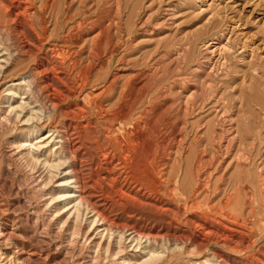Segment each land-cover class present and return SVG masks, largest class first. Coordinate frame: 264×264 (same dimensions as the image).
<instances>
[{"label": "bare ground", "instance_id": "obj_1", "mask_svg": "<svg viewBox=\"0 0 264 264\" xmlns=\"http://www.w3.org/2000/svg\"><path fill=\"white\" fill-rule=\"evenodd\" d=\"M162 2L160 5H162ZM28 3H30L28 0H0V32L2 29L12 31L14 23L19 22V25L15 27L16 29H13V32L14 30L16 31V44L13 43L14 45H11V43L14 42L12 41L11 36H8L7 38L9 42L8 44L2 42L4 39L0 38V85L2 84L1 82H5V85H7L1 93L3 94V99L0 102V128L6 129L12 134L5 140L6 144L2 154L6 165L0 169V264H63V262L65 264H163L170 254L168 252L169 249H166V252L161 251L160 244L162 242L164 243V241H167L168 243L172 241L181 242L184 243L181 249H184L186 246L190 245L188 241H191L192 234H194L193 232L196 229L207 231L208 239L205 242H198V240L192 245L201 249L203 247L208 248L210 244H215L220 248L212 255L209 254L214 258L213 264H240L241 261L239 262L237 259L232 258L229 253L225 254L224 251L237 253V256L242 255L241 257L245 258L247 261H249V259L255 260L256 264H264V172L262 173L263 177L258 185L252 184L251 186L247 181L238 182L232 184L230 188H226L223 192L221 187L215 185L214 195H212L213 192L209 195L207 190H205V188H210L209 182L204 183L200 178H198L193 184L190 183L189 188L186 186V184H188L186 183L187 175H168V178H165V170L162 169L164 164L161 166V162L167 160L165 159V156L168 154L169 145L171 143H177L178 137H184V126H186L184 124L191 110L187 109L189 106L185 109L177 110L178 106L175 107V102H170L171 105L164 108L165 104L163 105L162 102L168 96H175L177 93H181L180 91L182 90L179 89L180 91H177V89L174 91V87L176 86L173 87L171 83L164 85V82L167 83V81L164 80L160 82L159 80L160 85H164V90H162L161 87L159 90L156 89L158 90L157 92L155 91L151 94L149 92L152 87L151 83H145L144 86H140L139 81L144 77V74L136 73L133 76L125 78L123 89L119 93L120 105L116 111L111 112L110 110H104L102 106H99L100 108H98L93 102L90 104L93 105V107L90 108L88 100L91 95H89V98H82L86 104L85 108L80 105V107H77L76 109L72 108L74 109L72 110L70 102L75 98H80L79 93L83 89L86 90L85 88L90 84L89 80L91 77H95L96 80L100 81V77H104L103 79L106 80L111 75L109 77L111 80L109 83L111 84L107 89L110 93L112 89L116 88L118 78L110 73L114 68V59L109 57L110 59L108 60V63H106L107 67L104 66L97 69L101 66L99 64L101 63L103 56L94 47L95 51L93 50L94 52L92 51V53L87 56V59L85 57H79L82 56L83 49L78 53L76 52V55L69 51V54L66 55L67 57H62L59 55L61 51L59 48L60 51H57L59 54L57 52L56 54L62 57L60 59L62 62L59 61V58H55L52 55L48 56V54H46L47 57H43L45 62L41 61L40 73L43 74L42 78H44L43 80L46 84L47 90L48 88L51 90L53 89V91L54 89H59L58 94L61 96L59 97L62 98L60 99L57 97L56 92L55 95L50 91L53 99L50 96L52 100L49 99V101L51 100V103L48 102L51 107H37V105H35L36 103L30 99L29 91H24L23 94H20L23 86L26 88L28 87L29 89L33 88L32 85H36L37 80L35 79L37 78L33 74H30L28 77H11L9 73L14 72V70L8 72L12 67L11 63L14 58L16 59L19 53L17 48H20L22 51H25L24 49L27 48L31 53L43 50V39L39 36L38 31L44 33V26L41 21V27H35L38 23L36 16L38 15L40 18L43 10L49 6L53 7V4L50 5L51 2L48 3V1L43 0L40 10H38L36 15H32L31 10L33 7L30 8ZM110 4L113 8V14L110 15L111 17H109L108 20H106V14L101 13L98 23L96 24V27L99 29L96 39L91 38L84 41L90 44L92 43L93 45L96 41L100 40L102 36L110 38L115 34V31H119V33L123 32L121 0H111ZM165 11L170 12L169 14L175 17L172 14L174 12H172L171 8H167ZM170 18L171 17H165L163 22L168 21ZM7 21L12 22L13 24H5L3 26V22L7 23ZM173 23H175V21H173ZM125 25L127 26L126 23ZM174 25L172 24V26ZM77 29L78 28H76V30ZM141 29H143L142 26L139 29H134L133 34H135L136 31L140 35ZM60 30H62V28H60ZM226 31L228 32L229 29L217 30L213 38L209 40L207 39L208 41L205 42L203 41L204 43L201 46V51L199 50L202 53L203 48V51H206L209 54V63H204L202 66H199V68H196L198 72L203 71L205 74L200 76L195 75L193 79V81L197 79V82L203 87L206 84L209 86L211 81L215 80L214 77L216 78L217 70L222 69L221 72L227 74L226 76H228V73L232 70V59L236 58L238 50L232 47V45H234L233 43L231 45L232 39H230V37L232 38V36L227 37ZM45 34H47V32ZM79 34L81 33L79 32ZM115 39L118 40V37ZM117 43H119V41ZM195 43L199 44V42ZM235 44L238 45L237 43ZM240 44H242L243 48H246L244 49V52L247 50V47H249L253 54V48L247 45L246 40ZM16 46V49L12 48ZM131 46L132 43H130L129 47ZM61 48L64 49V47ZM128 48L126 50H128ZM187 53V49L184 48L180 49L176 54L174 53L176 57L174 56V59L172 58V65L175 64L178 68L180 65L182 66V60H185L184 58L187 56ZM20 54L22 53L20 52ZM130 55L132 56V54ZM163 56L162 57L165 58V54ZM167 58L168 56L166 59ZM188 59L189 58H187V60ZM159 60L161 62V58ZM127 64H130V62ZM119 65L122 66V64ZM131 66L133 67L134 65ZM249 66L247 67L249 68ZM255 66L257 67V65ZM156 71L157 70H155V72ZM180 71L182 72V70ZM186 71L188 72V70ZM192 71L193 70H191V73ZM237 71L238 70H236V72ZM19 73H21V71ZM239 73H241V71ZM178 75H180V73H178ZM255 75L258 74L255 73ZM263 75L264 71L261 73L260 77ZM14 76L16 75L14 74ZM187 76L189 79L190 76ZM232 76L238 77L237 73L236 76ZM236 78L234 79L236 80ZM248 78L250 77L248 76ZM251 78L249 79L250 83ZM144 79L142 81H144ZM154 80L152 84L156 81ZM181 80L183 81V79ZM181 82H179V84H182ZM174 83L176 84V82ZM187 83L188 82H185L183 85L185 86ZM45 84L42 85L44 86ZM2 86L3 85H1V87ZM182 86H180L181 89H183ZM207 86L206 88H208ZM217 86L215 85V89H220V85L218 88ZM203 87L199 88L203 89ZM40 92L41 91L38 93ZM86 92L87 91H85V93ZM19 95H23L22 97H19V99H21L20 102L18 100ZM208 96H210V93ZM149 98L150 101L153 102V107L144 108V105ZM62 100L67 101L65 109L59 111V116L62 118L59 123H63V130L54 131L50 127V123L56 118L58 109H60L61 106L59 103H63ZM141 104H143V107L138 108ZM249 104L251 105V102H249ZM202 108L204 107L202 106ZM226 110L228 111V109ZM135 113H138L137 118H134ZM86 114H89V117L91 116L92 118L86 124H84L85 122H79V119L82 120V118H85ZM178 115H180V117ZM142 119L145 120L142 121ZM179 120L180 122H178ZM181 124L183 126L180 127ZM121 125H124L125 128H117V126ZM220 128L222 129V127ZM163 130L164 132L162 133ZM198 132H201L200 129ZM214 137L216 138V136H213V138ZM214 142L216 143L215 140ZM221 145H217L219 146V153H222V147H224ZM234 146L235 145L233 144V147ZM255 148L256 147H254V149ZM187 152L189 151L187 150ZM193 154H195V152H193ZM199 155L196 163L198 162L200 164V161H202L203 158L201 153ZM253 155L255 156V154ZM246 156L248 157L249 155L247 154ZM217 157L218 156L216 155V158ZM188 158L190 160V157ZM219 158L220 156L218 159ZM238 158L237 160H239ZM191 161L192 160H190V162ZM246 161L250 162L249 159H246ZM215 162H218L217 159ZM221 167L219 165L218 168ZM196 168L200 171L199 165ZM253 169L254 168H252V170ZM191 170L193 171L192 168ZM216 170L214 169V172ZM193 176H195L194 173ZM222 176L223 175H221V177ZM14 178L18 179L19 185L23 179L27 182L28 187L31 189V199L22 194L20 187L15 188ZM190 181H192V179ZM253 189L256 191L257 199H255L257 202L255 200V203L250 206L247 201H242L244 197L249 196V192L251 193V190ZM164 197L176 200L179 203L174 204L172 202H167L169 200L167 199L166 201ZM238 198H242V201L237 202ZM217 199L218 201L216 202ZM131 215L143 218L148 216L153 220V223L158 220L161 222L168 220L172 224L181 221L180 217H182L184 219L183 224L187 228V231H183L177 235L176 232L172 234L169 230H163L162 228L149 226L144 223L139 226L137 224L132 225L130 224ZM149 218L147 221L151 220ZM159 224L160 223L158 222V225ZM48 236H54L58 241H51ZM199 237L201 236L199 235ZM79 250H84V256H75ZM69 253L75 257L70 259L68 256ZM199 264L208 263L206 261V263L200 262ZM250 264L254 263L251 262Z\"/></svg>", "mask_w": 264, "mask_h": 264}, {"label": "rangeland", "instance_id": "obj_2", "mask_svg": "<svg viewBox=\"0 0 264 264\" xmlns=\"http://www.w3.org/2000/svg\"><path fill=\"white\" fill-rule=\"evenodd\" d=\"M44 1H48V3L51 2L50 5L53 4L52 5L53 7L49 6L48 8L43 10L42 16L40 18L38 15L36 16L38 23L35 27L40 26L41 21H42V24L44 26V33H41V31H38L39 36L42 37V39H43V41H42L43 50L40 52L31 53V52H29V49H27V48L24 49L25 51H22V50H20V48H17V46L12 47L13 49L17 48V50H19V53H18L16 59L14 58V60L12 61V63H11L12 67L8 71V72H11V70H14V72L9 73V75L11 77L13 76V78H19V77H23V76L28 77L30 74H33L37 78V79H35V80H37L36 85L35 84L32 85L33 88L29 89L28 87L26 88L23 86V88L20 91V94H23L24 91L25 92L29 91V97L34 103H36L35 105H37V107H40V108L51 107L50 101L53 99L51 92L54 94L56 92L57 97H59L60 95L58 94L59 89H54V91H53V89L51 90L50 88H48V90H47L46 84L44 83V80H43L44 78H42L43 74L40 73V71H41L40 66H41L42 62H45L44 58L47 57L46 54H48V56L52 55L55 58H59V61H60V59L62 57H65L66 55L69 54V51H71V53H74V55H76L75 54L76 52L78 53L79 51H81L83 49L84 50L83 54H82V56H79V57H81V58L85 57L87 59V56H89V54L92 53L93 50L95 51V48H96L103 56L101 63L99 64L101 66H99L97 69H100L101 67H104V66L107 67L106 63H108V60L110 58L114 59V63H113V66H114L113 69L114 70L112 69V71H114V72L111 71L110 73H112V75H115L118 78V82L116 83V88L112 89L111 90L112 92L110 91V93H109V90L107 89L111 84V83H109V82H111V80L109 79V77L111 75L106 80L103 79L104 77H100L101 78L100 81L96 80L95 77H91L89 80L90 84L85 88L86 90L83 89L79 93L80 98L79 99L75 98L72 102H70L71 109L72 108L76 109L77 107H80V105H81V107L85 108L86 104L84 103L83 99L89 98V95H91L90 99L88 100V105L90 106V108L93 107V105H90L93 102L98 106V108H100L102 106V108L104 110H110L111 112L116 111L118 109V106L120 105L119 104V93L123 89L125 78L128 76H133L136 73H143L144 74V77H142L140 79L141 82L139 81L140 86H144L145 83L146 84L149 82L151 83L152 87L150 88V91H149L151 94H152V92H155V91L157 92L161 87H162V90H164L163 89L164 85L171 83L173 85V87L176 86V87H174L175 88L174 91H176L177 89H178L177 91H180V90H182V91H180L181 93H177L175 96L170 95L166 99H164V101L162 102L163 105L165 104L164 108L168 107L169 105H171V103L175 102L176 103L175 107L178 106L177 110H182V109H185L189 106L187 109L191 110V112L188 114V117L186 120L188 125L186 122L184 124V125H186V126H184V131H185L184 137H178L179 143L178 142L175 144L171 143L169 145L168 154L165 156V159H167V160H165V162H164L163 161L164 159H163L162 160L163 162H161V166L164 164L162 166V169L165 170V172H164L166 174L165 178H168V175H173V176H175V175L177 176L179 174L181 176L187 175V182H186V183H188V184H186L187 188H189L190 183L193 184L194 182H196V180L198 178H200L204 183L209 182L210 188L209 189L205 188V190H207L209 195L212 192H213L212 195H214L215 185L221 187L222 192H223L226 188H230L232 186V184H236L238 182H246L247 181V183H249L251 186H252V184H254V185L259 184V182L261 181V179L263 177L262 173L264 172V77H263L264 75L262 77H260L261 73L264 71V57H263L264 56V0H164L165 2L163 0H121V8H122V13H123V20H122L123 32L119 33V31L118 32L115 31L114 32L115 34H113V36L110 38L106 37V36L105 37L102 36L101 39L96 41L93 45H92V43L90 44L84 40H88L91 38L96 39V37L98 36L99 29H98V27H96V24L98 23V20H99L101 13L106 14V16H105V17H107L106 20H108L109 17H111L110 15L113 14V8H112V5L110 4L111 0H67V1L66 0H53V1L52 0H44ZM28 2H30V3H28V5H30L29 7L30 8L33 7L31 10V14L36 15L38 10H40V8H41V4H42L43 0H28ZM161 2H162V5H160ZM49 8H51V9H49ZM161 8L163 9V11ZM167 8H171L172 12H174L172 14L175 17H173L171 14H169L170 12L165 11V9L167 10ZM60 9H61V11H60ZM165 17L166 18L171 17L168 21H166L167 23L163 22L164 21L163 19H165ZM171 19H173V20H171ZM52 21H54V22H52ZM173 21H175V23H173ZM212 22H214V23H212ZM125 23L127 24V26L125 25ZM210 23H212V24H210ZM5 24L11 25L13 23L9 22V21H7V23L3 22V26ZM90 24L92 26L93 25L94 26L92 27ZM159 24H161V25H159ZM172 24L173 25L175 24V25L172 26ZM18 25H19V22L18 23L15 22L13 25V29H16L15 27H17ZM50 25H51V28H50ZM76 26H78V27H76ZM141 26L143 29L140 30V32H141L140 35L136 31H135V34H133L134 29H136V28L139 29ZM167 26H169V27H167ZM215 26H216V28H215ZM63 27H64V29H63ZM227 27H228L229 31L228 32L226 31V33H227L226 35H227V37L232 36V38L230 37V39H232L231 45L233 43L234 45H232V47H234L235 49L238 50L236 58L232 59L233 60L232 62L234 63V64L232 63V70H231V72L228 73V76H226L227 74L221 72L222 69L217 70L216 71V78L214 77L215 80L214 81L212 80L213 82L211 81V84H210L211 86L210 85L207 86V84H206L203 87L200 85L199 82H197L198 81L197 79H195V81H193L195 75L200 76V75L205 74L203 71L198 72L196 70V68H199V66H202L204 63L205 64L209 63V61H208L209 60V54L206 51H203V48H202V53H201L200 52L201 46L205 41H208L209 39L213 38V36L217 30H219V29L228 30ZM60 28H62V30H60ZM76 28H78V29L76 30ZM95 28H97V29H95ZM170 28L173 30H171ZM13 29H12V31H8L7 29H2V31L0 32V38H3L5 40V41L2 40V42L8 44L9 42H8L7 38H8V36H11L12 41H14L11 43V45L13 46L14 44H16V40H15L16 39L15 38L16 37V35H15L16 31L14 30V32H13ZM90 29H91V31H90ZM46 32H47V34H45ZM79 32L81 34H79ZM231 32H232V34H231ZM115 35H116V37H115ZM117 37H118V40L115 39ZM108 38H109V40H108ZM126 39H128V40H126ZM50 40H51L52 45L50 44ZM72 40H73V42H72ZM245 40L247 41V45L250 46L251 48H253V54H252V51H250L251 49L249 47H247V50L244 52V49H246V48H243L242 44H240V43H243V41H245ZM115 41H117V42L119 41V43H117ZM195 42H199V44L198 43L196 44ZM130 43H132L131 47H129ZM200 43H201V45H200ZM235 43H237L238 45H236ZM114 44H115V46H114ZM49 45H51V46H49ZM67 45H69V46H67ZM45 46L48 50L45 48ZM57 46H59V47H57ZM60 46L64 47V49L61 48ZM189 46H190V49H189ZM238 46H241V47H238ZM52 47H54V48H52ZM59 48L61 49V51L59 50ZM127 48H128V50H126ZM182 48L187 49V52H188L186 54L187 56L184 58L186 60V62H185V60H182V66L180 65V67L178 68L175 66V64H173L174 65V67H173L172 58L174 59V56H175L174 53L176 54ZM52 49L53 50L55 49V50L53 51ZM177 49H179V50H177ZM57 51L58 52L60 51V54ZM20 52L22 54H20ZM56 52L62 57H60L58 54H56ZM167 53H168V55H167ZM199 53H201V54H199ZM19 54H20V56H19ZM130 54H132V56ZM164 54H165V58H163ZM240 54L242 55V57ZM252 55L254 57H257V56H259V57L254 58ZM167 56H168V58L169 57H171V58L166 59ZM160 58H161V62L159 60ZM187 58H189V59L187 60ZM253 58L256 60H254ZM236 59H238V60H236ZM249 59H250V61H249ZM168 60H170V61H168ZM194 60H196V61H194ZM103 61H104V63H103ZM246 61H247V63H246ZM60 62H62V61H60ZM129 62H130V64H127ZM158 62H159V64H158ZM163 62H165V63H163ZM190 62H192V63H190ZM237 62H238V64H237ZM166 63H167V65H166ZM240 63H242V64H240ZM119 64H122V66ZM183 64L186 66H184ZM245 64L247 66L252 64L251 66H249V68L252 70H250ZM15 65H17V66H15ZM131 65H134V66L136 65V66L132 67ZM137 65H139V66H137ZM255 65H257V67ZM166 66H167V69H166ZM16 67H18V68H16ZM35 67L37 70L35 69ZM160 68H162V69H160ZM183 68H185V69H183ZM190 69L193 70L192 73H191ZM239 69H241V70H239ZM255 69L257 70V72ZM136 70H138L140 72H138ZM155 70H157V71L155 72ZM180 70H182V72ZM186 70H188V72ZM236 70H238V71L236 72ZM253 70H255V71H253ZM20 71H21V73H19ZM160 71H161V73H160ZM240 71H241V73H239ZM131 72H133V73H131ZM164 72H165V74H164ZM234 72H235V74H234ZM59 73H60V71H59ZM114 73H116V74H114ZM169 73H171V74H169ZM178 73H180V75H178ZM197 73H199V74H197ZM236 73H237L238 77L236 76ZM255 73H257L258 75H255ZM14 74L16 76H14ZM152 75H153V77H152ZM187 75L190 76L189 79H188ZM220 75H221V77H220ZM232 75H235L237 78L232 76ZM248 76L250 78L252 77L251 83L249 80L250 78H248ZM172 77H174V78H172ZM179 77H182V78H179ZM183 77L184 78L186 77L185 79L187 81ZM217 77H218V81H217ZM233 77L236 78V80ZM244 77H246V78H244ZM154 78L157 82L154 80ZM190 78H191V80H190ZM143 79L145 82L142 81ZM181 79H183V81ZM153 80L155 82L152 84ZM159 80H160V82L166 80L167 83L164 82V85L162 86V85H160ZM184 81L188 82L185 85L186 87L183 85V83H185ZM236 81H238V82H236ZM174 82H176V84ZM179 82H181L182 84H179ZM193 82H195V83H193ZM246 82H247V84H246ZM1 83H2L1 85H3V86L1 87V85H0V102L3 99V94H1V93L7 87V85H5V82H1ZM42 84H45V85L43 86ZM39 85H41V86H39ZM179 85L180 86L183 85L182 86L183 89H181V87ZM215 85L216 86L218 85L217 88L220 85V89L219 88L215 89L216 88ZM187 86H188V88H187ZM206 86L208 88H206ZM178 87H180V88H178ZM199 87H201V88L203 87V89H201ZM205 88H206V91H205ZM31 89L34 91H32ZM156 89H158V90H156ZM39 91H41L40 92L41 95H40V93H38ZM85 91H87V92L85 93ZM42 92H43V94H42ZM209 93H210V96H208ZM211 95H212V97H211ZM22 96L23 95L18 96L19 102L21 100V99H19V97H22ZM50 96L52 99L50 98ZM250 97H252V98H250ZM104 98H105V100H104ZM49 99H51V100L49 101ZM60 99H62V98H60ZM81 99L83 100V102ZM101 100H102V102H101ZM248 101L251 102V105L249 104ZM150 102L151 101L149 98L148 101L146 102V104L144 105V108L145 107L146 108L151 107L153 105V102H151V103ZM211 102H212V104H211ZM66 103H67V101H65V100L63 101V103H61V102L59 103V105H61V106H60V109H58L57 116L54 119V121L50 123V127L54 131L63 130V126H62L63 123L62 122L59 123V121H61V119H62L61 116H59V113H60L59 111H61L62 109H65V107L67 106ZM200 104H201V106H200ZM222 104H225V105H222ZM108 105H109V107H108ZM198 106L200 109L198 108ZM202 106L204 108H202ZM209 106H210V108H209ZM239 106H241V107H239ZM139 107L140 108L143 107V104L139 105L138 108ZM190 107H191V109H190ZM74 109H72V110H74ZM223 109H224V111H223ZM226 109H228V111ZM195 111H196V114H195ZM213 111H215V112H213ZM203 113H204V115H203ZM137 115H138V113H135L134 118H137L138 117ZM85 116L86 117L82 118V120L79 119V122L80 121H81V123L85 122L84 124H86L92 118L91 116L89 117V114H86ZM178 116L180 117V115H178ZM223 116H224V119H223ZM229 118H230V121H229ZM226 119H227V121H226ZM144 120L145 119H142V121H144ZM218 120L221 124L218 122ZM223 120H225V121H223ZM232 120H233V122H232ZM178 122H180V120ZM196 122H197V125H196ZM218 123H219V125H218ZM222 123H223V125H222ZM193 124H195V125H193ZM181 126H183V125L181 124L180 127ZM220 127H222V129ZM117 128L124 129L125 126L121 125V126H117ZM186 128H188V129H186ZM199 129L201 132H198ZM46 130H48V129H46ZM220 131H221V133H220ZM163 132H164V130L162 131V133ZM193 133H194V135H193ZM198 134H199V136H198ZM11 135L12 134L10 132H8L6 129L0 128V169L6 165V162H4V160H3V154L2 153H3L4 146L6 144L5 140L7 138H9ZM197 136H198V138H197ZM213 136H216V138L214 137L215 138L214 139ZM200 138H201V140H200ZM227 138H228V140H227ZM214 140L216 141V143L214 142ZM233 140H235V141H233ZM230 141H232L233 143ZM253 141H254V143H253ZM218 144H219V146L221 144H222L221 146H224V147H222V153L218 152V147H219V146H217ZM233 144L235 145L234 147H233ZM249 145H250V147H249ZM254 147H256V148L254 149ZM196 148H197V150H196ZM186 149L189 152H187ZM233 149H234V151H233ZM203 150H204V152H203ZM198 151H199V154L200 153L202 154L201 156L203 158L202 161H200V164L198 162L196 163V161L199 158L198 156H200L198 154ZM225 151H226V153H225ZM193 152H195V154H193ZM233 152H234V154H233ZM186 153H188V154H186ZM172 154H173V156H172ZM235 154H236V156H235ZM247 154L249 155L248 157L246 156ZM253 154H255V156ZM195 155H196V157L194 158ZM216 155L218 157L220 156V158L219 159H218V157L216 158ZM204 156H205V159H204ZM209 156H211V157H209ZM232 156L233 157L235 156V157L233 158ZM188 157H190V160H192L191 161L192 163L190 162ZM229 157H231V158H229ZM223 158H225V159H223ZM237 158L239 160H237ZM216 159L218 162H215ZM229 159H231V160H229ZM246 159H249L250 162H247ZM233 162H234V164H233ZM216 163H218V164L220 163L219 165H220V167L221 166L222 167L218 168L219 165ZM195 164L197 166L198 165L200 166V171L198 168H196L197 166ZM207 167L210 169H208ZM212 167H213V169H212ZM191 168L193 169V171L191 170ZM252 168H254V169L252 170ZM214 169L215 170L218 169V170H216L214 172ZM222 169L224 172L222 171ZM203 171H204V173H203ZM193 173L195 176H193ZM214 173H215V175H214ZM221 175H223V176L221 177ZM192 176L194 179L192 178ZM256 177H258V178H256ZM250 178H252V179H250ZM14 179H15V181H14L15 188L20 187L22 194L26 195L27 198L31 199V197H32L31 189L28 187L27 182L23 179L21 184L19 185L18 179L17 178H14ZM188 179H190V180L192 179V181H190ZM233 179H235V180H233ZM251 193L249 192V196L244 197L243 201H242V198L241 199L238 198L237 202H241V201L246 202L247 201L250 204V206L253 205L255 203V200L257 199L256 198V191L253 189V190H251ZM164 199L166 201L168 199L169 201H167V202H172L174 204L179 203L176 200H171L170 198H167V197H164ZM200 199H202V198H200ZM217 201H218V199L216 200V202ZM256 202H257V200H256ZM164 203H166V202H164ZM135 218H137L138 220ZM148 218H149L148 216H145L143 218L140 216L137 217L135 215H131L130 224H132V225L137 224L139 226V225L144 223V224H148L149 226H155V227L162 228L163 230L164 229H166L167 231L169 230V232L172 234H174L176 232L177 235H179L183 231H187L186 230L187 228L183 224L184 219L182 217H180L181 221H179L177 223L174 222L173 223L174 225L168 220L163 221V222L158 220V221L153 223V220L151 218H149L151 220L147 221ZM135 221H137V222H135ZM158 222L160 223L159 225H158ZM161 223H162V225H161ZM172 225H173V227H172ZM196 230L193 232L195 234V236H194V234H192L193 236L191 237V241H188L190 245L185 247L186 251H185V248L181 249L184 245V243H181V242L172 241V242L168 243L167 241H164V243L162 242L160 244L161 251L166 252V249H169L168 252L170 254L163 264H199L200 262L206 263V261L208 264H213L214 258H213V256H210V255L217 252L220 248L215 244H210V246L208 248H205V247H203L201 249L196 248L194 245H192L194 242H196L198 240H199L198 242H205L208 239V236H207L208 232L207 231H204L203 229H196ZM203 232L206 234H204ZM199 233H201V234H199ZM199 235L202 238L199 237ZM49 239L51 241L56 240L55 242L58 241L54 236H50ZM162 244H164V245H162ZM207 250L208 251L210 250V251L208 252ZM83 251L84 250L77 251L75 256H84ZM184 251L186 254L184 253ZM224 252H225V254H228V253L231 254L230 256L232 258L237 259L239 262L241 261L240 264H250L251 262L256 264L255 260L249 259V261H250L249 262V261L245 260V258H242L241 257L242 255L237 256V253H232V252H227V251H224ZM68 256L70 259L75 257L71 253H69ZM173 260H175V261H173ZM246 261H247V263H246ZM63 264H65V263L63 262Z\"/></svg>", "mask_w": 264, "mask_h": 264}]
</instances>
